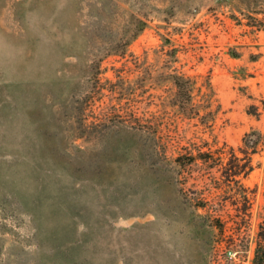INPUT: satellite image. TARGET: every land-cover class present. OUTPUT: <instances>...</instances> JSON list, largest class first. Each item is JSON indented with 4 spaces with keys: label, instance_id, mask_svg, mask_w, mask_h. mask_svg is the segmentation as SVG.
<instances>
[{
    "label": "rangeland",
    "instance_id": "obj_1",
    "mask_svg": "<svg viewBox=\"0 0 264 264\" xmlns=\"http://www.w3.org/2000/svg\"><path fill=\"white\" fill-rule=\"evenodd\" d=\"M171 66L202 93L212 86L211 128L168 106ZM70 77L79 84L73 106L51 108L53 82ZM37 98L43 109H34ZM32 107L34 119L62 125L65 142L82 147L86 174L98 166V180L38 169L28 149ZM116 125L157 137L155 149L137 150L125 133L104 138ZM247 135L257 142L241 180L248 211L211 161L174 162L229 148L242 157ZM38 197L84 210L88 227L67 233L73 249L54 255L43 241L55 226L47 205L37 236ZM263 222L264 0H0V264H253Z\"/></svg>",
    "mask_w": 264,
    "mask_h": 264
},
{
    "label": "trees",
    "instance_id": "obj_2",
    "mask_svg": "<svg viewBox=\"0 0 264 264\" xmlns=\"http://www.w3.org/2000/svg\"><path fill=\"white\" fill-rule=\"evenodd\" d=\"M76 45L77 47H81V41L79 40ZM62 47L67 48L64 44H62ZM177 52L178 51L175 48L171 49V56L174 57L175 62H177ZM172 68L173 66H171L170 69L172 70ZM166 73V80L172 83L175 89L173 95L169 98L170 102L168 106L182 117L187 119L197 118L204 126L211 128L218 111H213L212 109V86L209 84V92L202 93V88L198 87L195 78L177 72L174 68L171 72ZM117 77L118 81L114 85H118L123 89L124 83H126V78L122 74H118ZM53 83L54 86L51 93L52 105L50 107L52 108V106L60 105L71 108L79 86L76 82V78L70 77L64 82L63 87H61L58 79H55V82ZM198 97H200L199 101L197 100ZM34 106L35 108L32 107L30 108L31 110L25 113L30 122V131L28 133L30 136V144L28 149L32 151L35 150L37 154L38 169H41L44 165L52 168L57 174L69 177L71 180H98L99 177L96 173L98 166H91L90 169L93 172L91 176L86 174L88 164L83 158L84 150L78 144L65 142L62 125L57 123L54 125L52 124V121L49 122V119L39 118V120H37L33 118V111L44 108L43 100L37 98ZM51 128H54V132L51 131ZM123 133H125L126 138L129 137L128 139H130V141L136 143L134 144V147L137 150L143 151L147 142H150L153 149H155L157 137L150 136L146 138L142 136L143 132L135 126L129 129L127 126L116 125L114 128L108 129L104 138H117L119 141L122 140L121 136ZM72 137L74 141L83 139V136H77L75 134H73ZM98 138L99 137H96V139ZM104 138L101 137L99 139L101 140ZM249 138L250 135L245 137L243 142L244 145L239 149V152L243 155L242 157H239L233 148H229L227 153L222 154L216 159L209 152H200L198 156L192 154L188 157L187 162H185L184 156L177 157L174 162L178 167H184L187 164L190 165L195 163L199 159L205 163L211 161L212 166L218 168L221 185L225 186L226 193L231 195V200L234 199V205L241 207L242 211H248L250 208L249 205L251 204V198L248 190L242 186L241 180L246 179L252 173L253 166L251 158L252 155L257 153V142H253L249 140ZM68 147L72 148L71 153L68 152ZM126 148L127 146L124 145L123 150ZM123 153L125 155L124 151ZM42 190L43 188H41V191ZM48 201L46 198L43 199L42 197H38L34 202L36 205L32 207L35 213L34 215H37V217L34 216L35 220L38 222L37 236L39 237L44 233L43 227L45 221L42 220L40 214L45 213L43 211V206L47 205V208L49 207L50 210L48 215L55 222V224L53 223L55 226L48 232V234H44V236H46L43 238V241L48 242L49 246L52 247L54 255H59V252L62 250L68 251L75 246L76 241L70 240L67 234L69 229L75 228V226L80 223L88 227V220L84 210L77 202H68L63 198L52 199L51 202ZM201 207L205 209L206 204H202ZM246 214L247 213H245V215ZM65 239L69 242L64 241ZM40 245L42 246V244ZM253 264H264V222L259 228Z\"/></svg>",
    "mask_w": 264,
    "mask_h": 264
}]
</instances>
